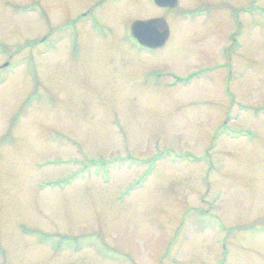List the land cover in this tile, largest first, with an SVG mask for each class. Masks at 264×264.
I'll return each instance as SVG.
<instances>
[{"label":"rangeland","instance_id":"374dc122","mask_svg":"<svg viewBox=\"0 0 264 264\" xmlns=\"http://www.w3.org/2000/svg\"><path fill=\"white\" fill-rule=\"evenodd\" d=\"M0 264H264V0H0Z\"/></svg>","mask_w":264,"mask_h":264},{"label":"water","instance_id":"95a60500","mask_svg":"<svg viewBox=\"0 0 264 264\" xmlns=\"http://www.w3.org/2000/svg\"><path fill=\"white\" fill-rule=\"evenodd\" d=\"M157 7L171 8L176 0H153ZM130 33L138 45L149 49L163 47L169 36V29L164 18L156 17L146 20H135L130 24Z\"/></svg>","mask_w":264,"mask_h":264}]
</instances>
